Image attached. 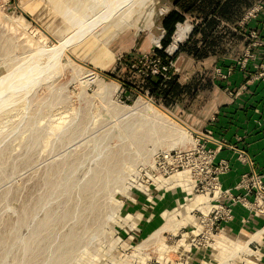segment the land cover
Returning a JSON list of instances; mask_svg holds the SVG:
<instances>
[{
    "label": "rangeland",
    "instance_id": "obj_1",
    "mask_svg": "<svg viewBox=\"0 0 264 264\" xmlns=\"http://www.w3.org/2000/svg\"><path fill=\"white\" fill-rule=\"evenodd\" d=\"M104 5L0 0V264H264L258 244L247 246L249 231L237 243L244 228L201 235L216 203L195 159L160 160L198 148L213 95L205 89L167 106L140 87L170 2L156 0L152 28L123 30L107 51L83 29ZM235 50L244 51L241 42ZM175 66L183 82L212 78L208 67L200 74L185 60ZM151 106L196 129L197 142Z\"/></svg>",
    "mask_w": 264,
    "mask_h": 264
},
{
    "label": "crops",
    "instance_id": "obj_2",
    "mask_svg": "<svg viewBox=\"0 0 264 264\" xmlns=\"http://www.w3.org/2000/svg\"><path fill=\"white\" fill-rule=\"evenodd\" d=\"M250 2L252 3L248 10L252 9L257 3L263 4V10L257 13L255 17L244 21V25H246L245 32L248 35L250 30H257L262 46L251 50L255 58L248 61L245 70L242 71L237 67L227 81L220 80L221 85L229 87L233 93L232 95L227 94L222 96L221 90L218 87L220 81L215 80L213 71L217 66L222 67L224 70L227 69L230 64H233L235 59L227 58L222 64V60L218 57L212 56L198 61L188 55L181 54L175 61L177 62L181 59L183 62L185 60L192 68L197 67V71L195 72L199 71L200 74L204 73L203 69L209 68L207 73H210L212 79H214V83L212 84L213 95L207 101V119L200 132L202 134L211 132V136L215 140L208 141L204 138L207 147L217 149L214 164H217L222 159L228 161L229 171L220 175V181L224 189H232L236 195L243 192L242 189L236 188L242 174L254 170L264 175V79H252L255 74L261 71V66L264 64V0H250ZM172 7L173 4L170 3L169 10ZM243 18L244 16L237 24ZM185 22L192 24L190 19H187ZM191 24L190 26H192ZM192 28L193 26L186 37L179 43L184 42L188 38ZM161 30L162 35L159 38L160 40H162L165 33L163 27ZM248 44L242 46L244 48L243 53L247 50ZM154 49H152L153 52ZM186 69L188 68L183 66V70L187 71ZM190 70L191 67H189L187 73L190 72L192 78L194 71ZM218 140L224 141L227 144L219 148L216 142ZM240 151L244 152V155L241 157H239ZM248 160L250 162H247ZM232 208L233 218L230 222L224 224L226 233L231 235L244 228L239 235V241L241 242H237L242 244L243 240L247 241L248 238L243 233H248L246 230L249 231L253 238L250 242H247V246L254 240L258 244L260 257L264 260V216L255 215L249 219L248 223H245L244 219L248 218L249 210L240 203H235Z\"/></svg>",
    "mask_w": 264,
    "mask_h": 264
},
{
    "label": "trees",
    "instance_id": "obj_3",
    "mask_svg": "<svg viewBox=\"0 0 264 264\" xmlns=\"http://www.w3.org/2000/svg\"><path fill=\"white\" fill-rule=\"evenodd\" d=\"M168 1L173 7L161 20V26L165 31L161 40L162 46L154 49V56L160 59L162 65L168 66V71L141 76L140 87L163 104L172 106L194 99L202 90H211L214 79L208 77V81L205 79L202 81L192 78L183 82L181 75L170 67L171 62H175L181 54L198 61L212 56L218 57L222 60V64L227 58L241 57L243 52L235 50L237 43L241 42L244 46L248 44L249 39L245 32L246 25L242 28L237 22L242 19L252 2L250 0ZM187 19L192 21V31L184 42L179 43L178 49L172 55L168 54L166 49L172 42L176 25Z\"/></svg>",
    "mask_w": 264,
    "mask_h": 264
},
{
    "label": "built area",
    "instance_id": "obj_4",
    "mask_svg": "<svg viewBox=\"0 0 264 264\" xmlns=\"http://www.w3.org/2000/svg\"><path fill=\"white\" fill-rule=\"evenodd\" d=\"M261 10H263V4L257 3L252 9L248 10L245 13L243 20L240 21L238 25L243 28L244 21L255 17L256 14L259 13ZM247 36L249 39L247 50L243 53L241 57L236 58L233 61V64H230L227 69L224 70L220 66L215 67V78L221 81H227L233 73L234 69L238 67L242 71L245 70L248 61L250 59L255 58L251 50L255 47L262 46L259 33L257 30L252 29L248 32ZM158 48H161V46ZM146 60H150V56L146 55ZM151 61L153 62L152 67H143V69H141L142 76L146 77L149 73L152 75H157L168 71V66L162 65L158 57L154 56L153 60ZM170 67H173L174 71L178 73L179 69L175 66V62H171ZM252 79H264V64L261 66V71L255 74ZM225 89L228 90L229 95L233 94L228 86H226ZM204 138L208 141H215L211 136V132L206 134H200L199 136H197L198 148L195 151L184 150L183 152H179L175 149L170 150L164 155H162L160 157V160L162 163H166L173 166L178 164V161L184 159L189 160V162L195 159L196 170H199L201 173L205 174L202 180L210 177L211 181L209 184L211 189L209 190L208 195L212 194L210 202L216 204H213L212 209L208 213V217L210 219V227L206 228V231L201 235H203V237L207 238L208 240H212V237L214 235H218L217 233H219V231L221 232L225 230L224 228L220 230V227L223 224L228 223L232 220V206L235 203H240L243 207H246L249 210L248 218L244 219L245 223H248L249 219L253 218L255 215L264 216V175L254 170L242 174L240 181L236 185V188L242 189V194L236 195L234 194L232 189H223L222 183L220 181V175L225 174L229 171V163L227 160L222 159L217 164H214L217 149L207 147ZM216 142L218 143L219 148L227 144L226 142L221 140H218ZM243 155L244 152L240 151L239 157ZM204 158H207V162L206 160H204ZM247 162L250 161L248 160ZM186 169H189V165H186L183 170ZM172 170L174 173H176L180 169H178V166H174ZM199 213H201L202 217L200 223H205L206 217H204L202 211H200ZM207 231L208 233H206Z\"/></svg>",
    "mask_w": 264,
    "mask_h": 264
},
{
    "label": "bare ground",
    "instance_id": "obj_5",
    "mask_svg": "<svg viewBox=\"0 0 264 264\" xmlns=\"http://www.w3.org/2000/svg\"><path fill=\"white\" fill-rule=\"evenodd\" d=\"M105 5V13L100 17L95 19L89 25L87 24L86 30H92L90 39L92 43L101 42V47L104 51L109 50L108 45L110 41L123 30L128 28H136L137 33L141 30H149L154 25V18L156 12L151 8L156 0H103ZM164 11V10H163ZM162 11V12H163ZM160 13V12H159ZM95 18V16H93ZM97 17V16H96ZM93 18V19H94ZM192 26L188 22L179 23L176 32L173 35L172 42L168 47L169 51H173L187 35ZM111 32V33H110ZM159 38L155 39V42L159 44ZM65 48V43L60 44L57 49L61 52ZM75 52V51H74ZM69 54V53H68ZM81 52H75V56L84 59V55ZM81 59V58H80ZM154 106V105H153ZM151 106L153 112L156 116L165 120V122L171 126L174 131L180 133L183 140L190 139L192 142L196 143L192 137L194 133H197L196 129L192 126L180 121L179 119L170 116L164 111H161L155 107ZM148 109V110H151ZM207 158H204L206 160ZM246 248L244 246L237 247L235 251L243 250ZM234 251V252H235ZM247 251H250L248 248Z\"/></svg>",
    "mask_w": 264,
    "mask_h": 264
},
{
    "label": "water",
    "instance_id": "obj_6",
    "mask_svg": "<svg viewBox=\"0 0 264 264\" xmlns=\"http://www.w3.org/2000/svg\"><path fill=\"white\" fill-rule=\"evenodd\" d=\"M177 26H178V24L176 25V29H177ZM175 32H176V30H175ZM175 32H174V33H175ZM172 38H173V36H172ZM160 41H161V40H159V43H160ZM177 49H178V46L175 48V50H174L172 53H174Z\"/></svg>",
    "mask_w": 264,
    "mask_h": 264
}]
</instances>
